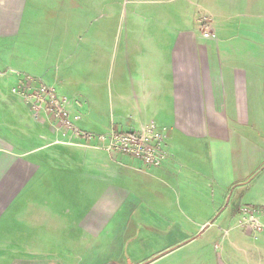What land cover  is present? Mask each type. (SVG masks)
Instances as JSON below:
<instances>
[{"label":"crops","instance_id":"crops-1","mask_svg":"<svg viewBox=\"0 0 264 264\" xmlns=\"http://www.w3.org/2000/svg\"><path fill=\"white\" fill-rule=\"evenodd\" d=\"M24 75L82 131L164 128L166 161L35 119ZM242 207L264 227V0H0V264H215Z\"/></svg>","mask_w":264,"mask_h":264},{"label":"built area","instance_id":"built-area-1","mask_svg":"<svg viewBox=\"0 0 264 264\" xmlns=\"http://www.w3.org/2000/svg\"><path fill=\"white\" fill-rule=\"evenodd\" d=\"M197 23L203 38H214L209 17L199 16ZM11 93L29 107L35 119H39L44 114L54 125L56 131H61L66 135L70 134L86 146L129 155L146 167L158 168L166 161L167 132L164 128L151 124L139 132L120 133L112 130L106 134H93L82 131L76 126L79 116L70 114L67 99L59 96L53 86L24 75L18 77ZM240 215V226L255 232L264 230L255 216V211L251 208L242 207Z\"/></svg>","mask_w":264,"mask_h":264},{"label":"rangeland","instance_id":"rangeland-1","mask_svg":"<svg viewBox=\"0 0 264 264\" xmlns=\"http://www.w3.org/2000/svg\"><path fill=\"white\" fill-rule=\"evenodd\" d=\"M126 4L127 2H125L124 6L120 5V9L122 10V7H125ZM128 7L126 9H128ZM194 15H196V18L199 15L209 17L208 14L204 13L200 8L195 9ZM123 16L124 15L121 14V20L119 23L120 29L122 26L124 28L126 25V20L125 23L123 22ZM117 22L118 21L114 19V22H111L109 26L112 36L115 35ZM30 41L31 40H29V43ZM24 46H27L25 40ZM27 47L31 48L32 45H30V47ZM107 54L108 57H112V48H110V52ZM239 222H241V215L235 220L232 225L227 226L224 230L219 231L217 229L219 232L216 230V236L223 235V240L216 242L217 246L215 247L214 251L216 261L215 264H221L218 262L219 257L222 258L223 264H264V250H262L261 252L257 251L258 247L256 246L255 240L250 239V237H244L243 234L245 232V227L240 226Z\"/></svg>","mask_w":264,"mask_h":264}]
</instances>
